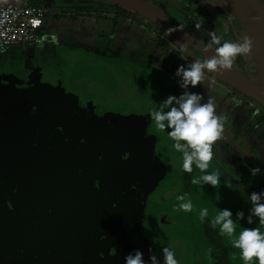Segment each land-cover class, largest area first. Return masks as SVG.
Listing matches in <instances>:
<instances>
[{
  "label": "water",
  "instance_id": "1",
  "mask_svg": "<svg viewBox=\"0 0 264 264\" xmlns=\"http://www.w3.org/2000/svg\"><path fill=\"white\" fill-rule=\"evenodd\" d=\"M97 1L138 15L176 47L187 45L190 62L200 60L193 51L203 59L214 52L144 0ZM214 4L252 41L260 79L234 67L206 74L264 110V7L256 0ZM42 77L25 85L0 77V264H123L135 249L145 261L160 257L142 224L168 160L154 161L137 116L96 118Z\"/></svg>",
  "mask_w": 264,
  "mask_h": 264
},
{
  "label": "rangeland",
  "instance_id": "2",
  "mask_svg": "<svg viewBox=\"0 0 264 264\" xmlns=\"http://www.w3.org/2000/svg\"><path fill=\"white\" fill-rule=\"evenodd\" d=\"M50 1L41 44L37 47L28 45L24 52L19 47L5 52L0 57V74L6 73L21 82H28L41 72L43 80L48 81L66 99L75 102L78 108L92 111L96 118L113 117L109 120H124L129 116H137L143 138L152 144L153 157L154 153L158 157H154V161L168 160L166 164L169 166L166 180L161 182L158 190L149 198L147 216L142 224V233L145 234L147 243L161 249L156 246L151 236L155 228L153 222H156L158 214L161 213L169 220L164 226V234L171 233L178 240L174 249L178 264L214 261L220 264H242L239 256L236 258L238 261L230 262L231 253L224 247L227 242L218 234V228L214 229L208 223L217 210L222 209L219 204L213 203L211 190L191 183L190 193H185L186 198L192 202V211L185 213L174 208L179 203L175 197L185 194L182 187L183 173L179 167L180 154L171 148L172 141L167 136L168 130L160 131L155 128L150 113L167 96L180 94L177 78L172 80L177 66L183 65L180 52L170 44L169 49L163 51L168 43L164 46L158 45L163 42L161 35L156 34L150 25L123 7H119L116 13L115 10L110 12L111 8H106L112 7L109 5L100 8L96 5L90 6L89 3L92 2H81L80 8L87 9L86 12L85 9L74 10L67 7L68 0L36 2L48 6ZM146 1L159 9L166 19L173 21L179 30L192 35L199 42L202 41L201 35L194 29L193 22L186 19L195 18L206 29L207 35L214 32L228 40L246 35L232 16L226 13L222 15L213 6L200 3L207 9L208 21L200 10L194 6L183 5L182 0ZM189 63L191 62H186L185 65ZM233 67L259 83V72L252 49L249 55L238 56ZM149 77L157 84L152 91L153 98L147 85ZM223 88L232 90L205 74L201 83L194 89L189 88V91H196L205 99L211 97L214 103H218ZM245 128L234 126V140H237L235 145L225 138V129L224 137L214 142L213 156H218L220 163L226 161L230 155L234 157L235 146L244 152V156L252 152L247 151L251 146L254 147L253 152L264 153V138L260 143L252 144L247 141L250 134L247 135ZM256 133L264 136V126H258ZM168 154L173 158H169ZM245 157L243 159L248 161L249 155ZM226 164H229L228 161ZM199 172L195 168L189 175L190 179L202 175ZM205 201L212 205L205 204ZM201 208L208 209V216L203 222L198 216ZM149 221L151 222L148 224Z\"/></svg>",
  "mask_w": 264,
  "mask_h": 264
},
{
  "label": "clouds",
  "instance_id": "3",
  "mask_svg": "<svg viewBox=\"0 0 264 264\" xmlns=\"http://www.w3.org/2000/svg\"><path fill=\"white\" fill-rule=\"evenodd\" d=\"M201 3L215 6L214 0H201ZM256 3L264 7V0H256ZM208 35L210 37L208 47L214 48V54L202 61L194 60L187 65L177 66L173 75L177 78L180 94L167 96L159 107L150 113L156 129L168 130L167 136L172 141L171 148L180 154L181 171L191 173L193 165L200 170L202 175L191 178V183L201 187L204 185L215 187L221 182L219 172L206 170L209 169V162L213 159V144L220 139L223 131V118L216 114L215 103L211 97L205 99L200 93L189 91V88L194 89L201 83L206 70L212 72L231 70L234 60L238 56L249 55L252 49V41L247 35L233 40L223 39L214 32H209ZM186 49L187 45L178 46V50L182 53ZM259 172V168L249 170L252 176ZM227 186L232 187L229 181ZM186 197L187 193L177 195L175 199L179 203L174 205V208L185 213L191 212L193 205ZM247 199L250 204L249 214L245 216L242 211H237L235 220L243 219L245 224L251 225L255 218L258 225L264 226V190L249 193ZM198 216L203 222L208 216V209L201 208ZM208 223L212 228H218L219 235L229 238L231 247L238 250L242 264H264V231L259 227H243L234 235L236 223L232 212L228 209H218ZM236 255L237 253L234 252V259ZM123 264H178V260L170 247L161 248L160 257L152 254L147 261L143 259V253L135 249L124 256Z\"/></svg>",
  "mask_w": 264,
  "mask_h": 264
},
{
  "label": "crops",
  "instance_id": "4",
  "mask_svg": "<svg viewBox=\"0 0 264 264\" xmlns=\"http://www.w3.org/2000/svg\"><path fill=\"white\" fill-rule=\"evenodd\" d=\"M14 48L9 49L6 52H11ZM0 77H7L14 81V79L10 75H6V73L0 74ZM172 80L175 81L176 78L173 77ZM147 85L150 88L149 93H151L152 97V91L156 89L157 84H155L153 79L149 77L147 78ZM217 102L218 103H215V112L218 116L223 118V131L221 133V137H224L223 133L225 129V133L227 135L225 138L229 140L232 145H235L237 140H234V136L236 135H234V126H241L242 128L246 127L245 129H247V135L250 134L249 137H247V141L255 144L260 143L263 140L264 136L256 133L258 126H264V110L261 107L255 105V103L246 96L233 91V89L230 90L225 88L222 89L220 99H218ZM249 129H251L250 133L248 132ZM235 148L234 157L230 155V157L228 156L226 160L229 164H226V161H222V163H220L218 156H213V159L209 162L210 167L206 171L210 172L215 170L219 172L221 182L217 184V187H211L208 185H204L202 187L211 190L212 197L214 198L213 203H217L222 207V209H228L232 212L234 222L236 223L234 235L238 234L243 227H259L261 231H264V226L258 225L255 218H253V224L251 225L245 224L243 219L240 221L235 220V213L237 211H242L245 216L249 214L248 210L250 208V204L248 203L247 195L251 192H260L261 190H264V153L258 154L253 152L254 147L251 146L247 151L252 152L245 154V156L249 155V160L245 161L243 159L246 158L244 156V152L237 149V146H235ZM215 151L218 152L217 149H215ZM176 156L178 155H175V157ZM252 168H259L260 172L257 175L252 176L249 173V170ZM194 169L195 166L193 165V170ZM189 175H191V173H183L182 187L184 193L187 191L190 193L191 179ZM228 181L232 187L227 186ZM202 187L199 185V188ZM209 190L207 191L209 192ZM205 204L212 205L211 202L206 201ZM220 237L227 242L224 247L228 253H231L232 257L230 262L232 263L234 261H238L236 259L239 256L238 250L231 247L228 237L221 235ZM234 252L237 253L235 259L233 258Z\"/></svg>",
  "mask_w": 264,
  "mask_h": 264
},
{
  "label": "built area",
  "instance_id": "5",
  "mask_svg": "<svg viewBox=\"0 0 264 264\" xmlns=\"http://www.w3.org/2000/svg\"><path fill=\"white\" fill-rule=\"evenodd\" d=\"M49 9L28 2L0 6V57L14 47L39 46Z\"/></svg>",
  "mask_w": 264,
  "mask_h": 264
},
{
  "label": "flooded vegetation",
  "instance_id": "6",
  "mask_svg": "<svg viewBox=\"0 0 264 264\" xmlns=\"http://www.w3.org/2000/svg\"><path fill=\"white\" fill-rule=\"evenodd\" d=\"M144 1H146V0H144ZM146 2H148V1H146ZM87 3V2H86ZM149 3V2H148ZM90 4V6L92 5H96V6H98V7H102V6H104V5H109V6H112V7H106V8H111L110 9V12L113 10H115L116 11V13H118V8H119V6H116V5H111V4H106V3H104V2H100V4H95V3H89ZM50 6H51V2H50ZM70 8H72V9H74V7H70ZM85 9V8H84ZM157 9V8H156ZM86 10V12H87V9H85ZM160 13H161V11L159 10V9H157ZM49 13V12H48ZM47 13V14H48ZM222 13V12H221ZM162 14V13H161ZM135 15V14H134ZM222 15H224V13H222ZM84 16V15H83ZM135 16H138V15H135ZM139 17V16H138ZM140 18V17H139ZM141 20H143L142 18H140ZM172 24H174V22L173 21H171L170 19H168ZM144 21V20H143ZM144 23H146V24H148L147 22H145L144 21ZM149 25V24H148ZM175 25V24H174ZM176 26V25H175ZM152 27V26H151ZM177 27V26H176ZM178 28V27H177ZM151 29H153L155 32H156V34H159L160 32L157 30V29H155V28H151ZM179 29V28H178ZM185 33V32H184ZM186 34V33H185ZM163 35V34H162ZM186 35H188V36H190V37H192L193 39H195L196 40V38L195 37H193L192 35H189V34H186ZM162 38H163V42L161 43L162 44V46H164L165 44H166V42L168 43L167 45H166V47L163 49V51H165V50H167V49H169V44L170 45H172V47H173V49L174 48H176L177 49V51H179L178 50V47H176L172 42H170L165 36H161ZM198 41V40H197ZM199 42V41H198ZM200 43H202L203 45H205L202 41L200 42ZM206 46V45H205ZM209 48V47H208ZM180 52V51H179ZM193 53L200 59V60H203V58L197 53V52H195V51H193ZM180 54H181V56H182V60H183V64H185L186 62H190V60L187 58V56L184 54V53H182V52H180ZM41 74V72H39L38 74H37V76H39ZM13 78V77H12ZM14 79V78H13ZM14 81H15V83H17V84H22V85H25V84H27L28 82L27 81H23V82H21V80H17V79H14ZM155 153H154V157H155ZM168 156H169V158H173L171 155H169L168 154ZM147 216V215H146ZM146 218V217H145ZM151 221H149L148 222V224L150 223ZM168 222H169V220H168V217L165 215V214H158V217L156 218V222H153V225L155 226V228L152 230V232H151V236H152V239H153V242L156 244V246H159L160 248H163V247H170L171 249H175L176 247H175V244H178V240H177V238L173 235V234H171V233H168V234H164V226H165V224L167 225L168 224ZM156 226H157V228H156ZM144 232H146V231H144ZM145 235V234H144ZM145 237V236H144ZM158 251H160L159 249H158ZM185 260V259H184ZM183 260V261H184ZM199 264H202V263H199ZM203 264H220V263H218V262H213V263H206V262H204Z\"/></svg>",
  "mask_w": 264,
  "mask_h": 264
},
{
  "label": "trees",
  "instance_id": "7",
  "mask_svg": "<svg viewBox=\"0 0 264 264\" xmlns=\"http://www.w3.org/2000/svg\"><path fill=\"white\" fill-rule=\"evenodd\" d=\"M37 0H32V1H29L28 3L30 4V5H37V6H43L44 4L42 3V4H38L37 2H36ZM53 1V0H52ZM183 1V5H186L187 7H192V6H194L196 9H198V10H200L201 12H202V14H203V16L205 17V18H207L208 19V21H209V18H208V16H209V14H208V12H207V9H205L202 5V3H201V0H182ZM51 2V1H50ZM81 2H93V3H98V4H100V2L99 1H97V0H68V3L66 4V6L67 7H74V10H80V9H82V10H84V8H80V3ZM202 5H201V4ZM215 8H218L222 13H226L223 9H221L220 7H218V6H214ZM226 14H228V13H226ZM187 21H192L193 22V27H194V22H195V25H199L196 21H195V18H188V19H186ZM235 20V19H234ZM236 21V20H235ZM144 22V21H143ZM237 22V21H236ZM194 29H197L198 30V32H199V34L201 35V38H202V42L208 47V45H209V43H210V37L207 35V33H206V29L205 28H203V27H201L200 25H199V27H194ZM161 36H164V35H162V33L160 32L159 33ZM162 43V42H161ZM158 45L160 46H162V44H160V42L158 43ZM210 49H212L213 51H214V48H210Z\"/></svg>",
  "mask_w": 264,
  "mask_h": 264
},
{
  "label": "bare ground",
  "instance_id": "8",
  "mask_svg": "<svg viewBox=\"0 0 264 264\" xmlns=\"http://www.w3.org/2000/svg\"><path fill=\"white\" fill-rule=\"evenodd\" d=\"M206 52H207V54H208L209 56H211V55H213V54H214V52H212V51H209V50H206Z\"/></svg>",
  "mask_w": 264,
  "mask_h": 264
}]
</instances>
